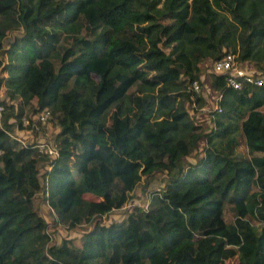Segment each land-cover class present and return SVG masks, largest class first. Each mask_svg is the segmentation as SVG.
<instances>
[{
  "label": "trees",
  "instance_id": "16d2710c",
  "mask_svg": "<svg viewBox=\"0 0 264 264\" xmlns=\"http://www.w3.org/2000/svg\"><path fill=\"white\" fill-rule=\"evenodd\" d=\"M226 52L264 75V0H0V264H264V83L208 72L220 111L194 120L189 84ZM32 102L61 123L54 156L13 135ZM37 194L89 225L77 241L51 240Z\"/></svg>",
  "mask_w": 264,
  "mask_h": 264
},
{
  "label": "rangeland",
  "instance_id": "374dc122",
  "mask_svg": "<svg viewBox=\"0 0 264 264\" xmlns=\"http://www.w3.org/2000/svg\"><path fill=\"white\" fill-rule=\"evenodd\" d=\"M246 63H241L237 64L238 69L244 71V67H246ZM249 66V65H248ZM200 79L202 86L201 87V95L204 99V104L201 105L200 109H198V113L195 117L194 120H198L199 124L201 125L204 124V121L208 119V113L209 111L213 108V105L215 104L217 100V95L214 94V92L210 89L209 86L204 87L206 80L204 79V76L207 75L208 72L211 71V64L207 60L203 61L200 65ZM246 72V71H245ZM251 73V72H249ZM254 73V72H252ZM3 88L0 87V100H4V94H3ZM188 112L190 113V110L193 107V104H185ZM35 107V103L32 102L30 107H26L24 109V116L21 118V123L23 124L22 126H26L28 123L29 127L24 128L23 130H18L15 128V125L12 128L13 135L17 140H22L25 143L30 142L33 138L36 140L35 143H42V142H48L51 138H53V135L56 133L58 130V125L61 123L58 122L59 119L57 117H53L50 114V118L47 120L45 124H39L36 122V113H31L29 110ZM29 109V110H28ZM191 114V113H190ZM196 118V119H195ZM7 122H11V118L8 117ZM3 122L1 121V124ZM208 123V122H207ZM16 131V132H15ZM200 144V143H199ZM202 145V143L200 144ZM41 154H44L43 152L38 151ZM232 157L234 159L238 158H245L246 157V148L244 146L243 138L242 135L239 134L236 138V144L233 149V154ZM188 160L193 161V155L188 156ZM43 169H47V164L43 165ZM39 172H42V169L39 170ZM162 175H155L151 179H149L148 183L144 186V192L142 191L143 188V182L140 181L134 190L130 192L129 194L131 195L132 199L129 201L130 204H135L139 205L142 208L146 206L147 200L145 198V195L147 191H152L156 188L160 187V182ZM146 190V191H145ZM85 198H92L90 196H85ZM130 205L125 204L123 209L116 210L110 212L107 216L106 219L109 221H116L119 222L125 217V209H127ZM32 207L34 210V216L36 218L42 219L44 222L47 224V232L51 234V240L55 242L56 244L60 243V241L64 238H70L74 241H77L82 234V231L86 230L89 225L88 224H82L77 229H72L68 230L64 226L61 225H53V215L46 203L41 199V194H37L32 202ZM224 218L226 221L229 220V214L228 212H225ZM225 264H236L235 258H230L227 261H225Z\"/></svg>",
  "mask_w": 264,
  "mask_h": 264
},
{
  "label": "built area",
  "instance_id": "2783aa9c",
  "mask_svg": "<svg viewBox=\"0 0 264 264\" xmlns=\"http://www.w3.org/2000/svg\"><path fill=\"white\" fill-rule=\"evenodd\" d=\"M210 64L212 73L224 76V84L226 87L239 89L242 83H248L255 86H260L264 83V75L257 76V74L238 69L237 63L235 61V55L233 53L226 52L219 59L212 61ZM189 89L191 90L192 97L201 95V87L198 84V81L193 80L189 84ZM1 110L2 107L0 106V112ZM214 110L220 111L216 104L213 105V108L209 111V113ZM49 118V110L43 109L37 113L36 122L39 124H45ZM35 148L40 152L53 156L56 154L55 149L47 142L36 143Z\"/></svg>",
  "mask_w": 264,
  "mask_h": 264
},
{
  "label": "crops",
  "instance_id": "0c3cea01",
  "mask_svg": "<svg viewBox=\"0 0 264 264\" xmlns=\"http://www.w3.org/2000/svg\"><path fill=\"white\" fill-rule=\"evenodd\" d=\"M244 63H246V62H244ZM201 64V63H200ZM199 64V65H200ZM246 67H244L245 69H243L244 71H246V72H254L253 74H255V71L253 70V68L251 67V65L250 64H248V63H246ZM249 65V66H248ZM200 73H201V71H200ZM204 79H205V76H204ZM207 123V121L205 120V122H204V124H206ZM16 132V131H15Z\"/></svg>",
  "mask_w": 264,
  "mask_h": 264
},
{
  "label": "clouds",
  "instance_id": "9594fccd",
  "mask_svg": "<svg viewBox=\"0 0 264 264\" xmlns=\"http://www.w3.org/2000/svg\"><path fill=\"white\" fill-rule=\"evenodd\" d=\"M22 141V140H21Z\"/></svg>",
  "mask_w": 264,
  "mask_h": 264
}]
</instances>
